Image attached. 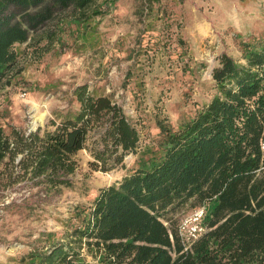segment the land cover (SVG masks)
Wrapping results in <instances>:
<instances>
[{
    "label": "trees",
    "instance_id": "obj_1",
    "mask_svg": "<svg viewBox=\"0 0 264 264\" xmlns=\"http://www.w3.org/2000/svg\"><path fill=\"white\" fill-rule=\"evenodd\" d=\"M94 1L0 0V84L12 81L19 46L54 12L79 11L58 29L56 38L70 45L68 34H83L103 6L117 2L92 8ZM159 37L157 32L147 39L154 51ZM179 40L177 57L189 71L186 42ZM141 42L136 36L135 46ZM238 50V59L224 51L216 57L207 101L178 124L157 113L154 132L143 119H132L113 93L89 82L72 87L44 127L26 131L0 121V191H28L21 204L30 212L73 186L80 151L88 153L90 171H125L116 182L85 192L72 218L59 230L41 232L19 262L89 264L84 249L97 264H264V31L239 40ZM127 76L137 77L123 86L141 103L143 79L134 72ZM130 154L135 159L127 165ZM203 203L207 231L183 251L178 215ZM4 231L1 238H7Z\"/></svg>",
    "mask_w": 264,
    "mask_h": 264
},
{
    "label": "rangeland",
    "instance_id": "obj_2",
    "mask_svg": "<svg viewBox=\"0 0 264 264\" xmlns=\"http://www.w3.org/2000/svg\"><path fill=\"white\" fill-rule=\"evenodd\" d=\"M149 1L108 3L89 21L83 34L67 35L70 45L56 38L58 29L78 17L79 11L69 7L54 12L51 20L32 31L29 40L19 46L20 57L13 69L16 79L0 84V121L26 131L44 127L55 116L52 110L65 105L66 93L77 84L89 82L99 86V91L113 93L125 112L137 122L143 119L151 132L157 113L178 124L182 115L194 112L213 94L210 71L216 57L224 51L240 58L239 40L264 31V0H153L155 14L148 10ZM101 4L105 5V0H95L92 8ZM143 12L146 16L140 18ZM157 32L160 42L154 51L147 39ZM136 36L142 42L135 46ZM181 38L191 59L189 71L177 57L183 48ZM133 46L136 49L129 60ZM127 72L138 74L143 79L141 84L145 83L139 85L144 88L141 103L123 86L137 78L128 79ZM143 137L151 143L149 136ZM78 158L73 186L54 196L49 204L34 206V211L21 204L28 191L17 186L0 191V231L7 232V238L0 237V264H21L20 256L29 243L41 232L61 229L72 218L73 208L85 201V192L116 182L125 172L90 171L85 150ZM133 159L135 156L128 155L127 165ZM190 210H183L178 217ZM13 237L17 242L6 245V239ZM82 256L85 263L97 264V258L84 249Z\"/></svg>",
    "mask_w": 264,
    "mask_h": 264
},
{
    "label": "built area",
    "instance_id": "obj_3",
    "mask_svg": "<svg viewBox=\"0 0 264 264\" xmlns=\"http://www.w3.org/2000/svg\"><path fill=\"white\" fill-rule=\"evenodd\" d=\"M259 146L264 153V130L259 140ZM206 213L207 203H203L181 217L178 224V234L183 245V251L190 250L192 244L207 231L204 222Z\"/></svg>",
    "mask_w": 264,
    "mask_h": 264
}]
</instances>
